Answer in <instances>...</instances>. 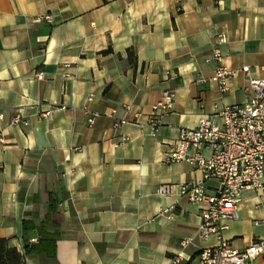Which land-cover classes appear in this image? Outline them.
I'll use <instances>...</instances> for the list:
<instances>
[{"label":"crops","instance_id":"0c3cea01","mask_svg":"<svg viewBox=\"0 0 264 264\" xmlns=\"http://www.w3.org/2000/svg\"><path fill=\"white\" fill-rule=\"evenodd\" d=\"M215 49L226 67L250 68L225 94L212 81ZM254 79L264 80V0H0V238L23 253L38 238L23 222L40 227L51 212L56 254L26 264H201L207 248L264 241V181L243 192L240 219L208 240L198 206L158 193L203 180L165 161L170 143L204 118L221 124ZM165 91L176 102L156 136L134 123L114 130L113 110L144 122ZM16 113L27 126L11 124Z\"/></svg>","mask_w":264,"mask_h":264},{"label":"built area","instance_id":"2783aa9c","mask_svg":"<svg viewBox=\"0 0 264 264\" xmlns=\"http://www.w3.org/2000/svg\"><path fill=\"white\" fill-rule=\"evenodd\" d=\"M44 19L52 22L51 16ZM227 42L225 35L218 37V43ZM213 60L218 63L212 81L216 82L221 94L229 90V81L239 74H250L249 67L232 70L222 64V53L219 49L213 52ZM39 80L44 73H37ZM248 91L251 97L242 104L225 106L220 113L221 124L211 118H204L197 127L182 129L176 140L170 143L166 162H186L198 169L203 180L180 185L164 184L158 193L162 196L186 198L199 207L200 226L198 236L208 240L212 236H221L228 228V222L240 219L242 195L247 190H262L264 181V80H251ZM176 94L163 92L162 97L152 106L146 120L141 121L143 114L135 113L130 120L127 116L118 117L117 110L110 115L114 119L113 128L118 130L127 123L147 127L152 136H156L163 125V119L174 108ZM124 110L128 112L129 106ZM49 109L41 114L47 118L52 113ZM98 114H93L88 122L94 124ZM12 125H24L22 116L16 113ZM127 137L122 136L121 142ZM210 150L206 156L205 151ZM208 182H214L207 185ZM185 240L183 246L190 244ZM38 238L30 239V244H37ZM201 264H264V241H254L243 251L235 250L226 243L205 249L200 255Z\"/></svg>","mask_w":264,"mask_h":264},{"label":"trees","instance_id":"16d2710c","mask_svg":"<svg viewBox=\"0 0 264 264\" xmlns=\"http://www.w3.org/2000/svg\"><path fill=\"white\" fill-rule=\"evenodd\" d=\"M111 48L103 51L102 54H110ZM128 60L131 64L134 63L135 53L128 50ZM52 211V209H51ZM52 213L49 212L46 216L45 223L40 227H36L32 222L24 221L23 227L25 231L36 230L38 234V243L30 244V240H25L24 252L21 253L15 247H11L9 240L0 238V264H26V257L36 253H47L49 256H55L56 243L59 238L58 233L49 232L47 226L51 221Z\"/></svg>","mask_w":264,"mask_h":264}]
</instances>
